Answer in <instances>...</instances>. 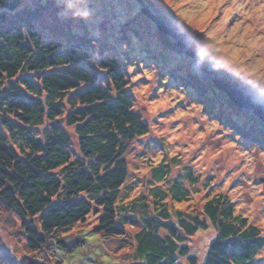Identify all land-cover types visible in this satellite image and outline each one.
Masks as SVG:
<instances>
[{
  "label": "trees",
  "instance_id": "16d2710c",
  "mask_svg": "<svg viewBox=\"0 0 264 264\" xmlns=\"http://www.w3.org/2000/svg\"><path fill=\"white\" fill-rule=\"evenodd\" d=\"M46 6L54 16H66L64 9L70 5L50 0ZM79 7L73 4L75 14ZM21 8V0H0V201L21 221L31 253L23 262L92 264L91 254L98 255L94 242L103 238L119 244L131 240L129 264H177L184 257L194 264L186 238L211 227L215 237L203 264H256L264 237L235 213L226 195L211 196L200 213L170 208L167 197L180 203L188 194L179 181L168 185L163 163L151 168L150 183H162L164 189L155 186L146 199L117 205L128 175L129 142L148 132L133 110L125 69L116 55L118 33L105 34L102 25L94 36L88 29L78 34L70 28V18L57 17L53 32H44L33 24L43 8ZM123 37L126 46L132 45L131 53L139 55V41ZM164 51L174 53L171 48ZM151 54L157 65L168 69L167 83L197 78L190 69L182 70L185 66L175 67L177 61ZM183 89L206 103L213 98L210 91L218 92L193 83ZM208 105L209 115L242 128V122L227 115L233 109L222 101ZM255 121L259 125H245L246 133L264 140V123ZM185 178L196 181L190 174ZM93 214V233L86 230L68 238V244L62 235ZM128 224L131 234L125 233ZM87 249L91 253L86 259L81 254Z\"/></svg>",
  "mask_w": 264,
  "mask_h": 264
},
{
  "label": "rangeland",
  "instance_id": "374dc122",
  "mask_svg": "<svg viewBox=\"0 0 264 264\" xmlns=\"http://www.w3.org/2000/svg\"><path fill=\"white\" fill-rule=\"evenodd\" d=\"M21 1L22 10H37L50 2ZM57 1L70 5L66 10L62 8L67 15L59 13L54 16L51 13L53 10L46 6V9L37 11L34 26L44 32H53L56 17L70 18V28L78 34L88 29V33L94 36L102 25H106L105 34L118 33L119 37L115 39L116 55L121 57L119 60L125 69L133 110L148 125L146 135L129 142L125 154L128 175L117 205H129L142 196L146 199L147 193L155 186L164 189L162 183H150L151 168L163 163L168 169V185L179 181L188 194V200L180 203L171 202L167 197L171 209L200 213L211 196L226 195L232 201L235 213L247 218L264 237V140L252 138L245 129L249 122L259 125L255 121L258 118L232 104L186 56L177 42L182 51L174 48L170 37L160 31L143 12L148 9L156 15L208 67L224 73L238 90L255 102L264 104V0ZM76 3L80 7L75 14L72 8ZM128 27L134 29L136 37L133 33L130 35L134 31L129 32ZM123 36L131 40L134 38L132 42L139 41V55L131 53L134 49L130 44L126 46ZM121 43L125 47H121ZM166 48H171L176 56L165 52ZM150 52L177 61L175 67L185 66L182 70L190 69L197 78L194 76L186 83L175 84L173 80L167 83L168 69L157 65ZM110 56L113 57V54ZM150 58L154 60L152 63ZM191 83L215 88L218 92L210 91L213 98L207 103L222 101L226 108L234 110L227 115L242 122V128L236 129V126L228 125L229 122L209 115L206 101L198 102L194 94L183 89ZM188 174L196 180L195 183L185 178ZM133 214L139 218L138 210ZM95 225L93 214L62 237L65 236L64 239L70 244V239L77 234L86 230L93 233ZM132 228L128 224L125 233L131 234ZM214 237L215 232L210 227L186 238L189 256L195 258L194 264H203L206 249ZM127 240L128 243L124 244L103 238L95 240L98 255L94 257L91 254L94 259L92 264H129L133 244ZM90 253L88 250L81 255L87 259ZM30 254L21 221L0 201V264H6V260H11V264H25L23 260ZM255 261L256 264H264V247L256 255ZM177 264L189 262L184 257L178 259Z\"/></svg>",
  "mask_w": 264,
  "mask_h": 264
},
{
  "label": "water",
  "instance_id": "95a60500",
  "mask_svg": "<svg viewBox=\"0 0 264 264\" xmlns=\"http://www.w3.org/2000/svg\"><path fill=\"white\" fill-rule=\"evenodd\" d=\"M140 6L142 3L138 2ZM143 12L147 15L149 20L153 22L160 31L171 37L176 41L179 47L185 52L186 56L190 57L194 64L200 68L203 73H205L215 88L225 94L229 101L235 106L242 108L246 111H250L256 118H258L262 123H264V104L255 102L250 97L245 95L243 92L238 90L232 82H230L226 77H224L220 72L214 70V68L208 67L198 56L192 53L186 46L180 42L178 35L173 31L168 29L161 21L148 9H144Z\"/></svg>",
  "mask_w": 264,
  "mask_h": 264
}]
</instances>
